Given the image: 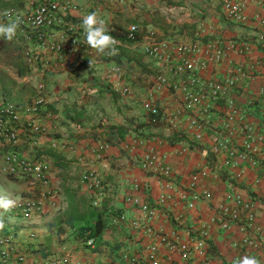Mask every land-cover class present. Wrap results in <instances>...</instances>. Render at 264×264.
<instances>
[{
  "label": "crops",
  "instance_id": "0c3cea01",
  "mask_svg": "<svg viewBox=\"0 0 264 264\" xmlns=\"http://www.w3.org/2000/svg\"><path fill=\"white\" fill-rule=\"evenodd\" d=\"M58 2L69 21L80 24L85 14L96 12L109 29L119 27L128 31L137 27L140 41L119 46L122 51L113 59L94 54L81 60L75 53L57 57L49 43L42 52L48 63L44 75L26 70L21 76L17 66L26 69L25 64L15 67L16 76L33 86V95L39 83H44L47 101L36 112L30 105L22 108L18 140L12 148L36 159L45 157L52 171L47 186L0 175V196H8L16 203L26 196L42 204L29 218L23 217L19 208L0 210V264H19L16 254L24 256V264H50L51 257L67 255L71 264H113L120 259L123 249L134 254L146 242L142 232L128 225L131 219L143 218V205L156 209L151 225L160 234L180 241L205 234V258L193 248L191 256L184 259L159 244L157 264H233L244 255L256 256L264 264V179L257 168L241 164L225 167L224 152H210L211 132L204 133L197 145L192 143L186 113L182 111L183 78L168 74L173 88L153 94L163 112L181 113L178 124L171 127L162 122L159 127H145L138 133L132 128L147 121L141 102L155 74L139 49L140 42L150 37L199 42L200 27H213L217 40L254 43L252 27H260L254 16L260 13L261 0H241L242 20L228 18L224 0ZM41 3L35 0L31 6ZM5 41L0 38V42ZM249 49L246 61L253 65L254 72L246 89L234 96L242 109L264 89V51L255 44ZM228 58L244 60L237 52H229ZM228 70L224 64L221 75ZM210 74V70L199 71L204 77ZM124 86L129 87L130 96L122 94ZM7 92L1 91V95L6 96ZM255 109V114L244 122L264 127V104L256 102ZM223 113L222 105L212 107L210 131L221 125ZM113 127L131 130L118 141L116 134L110 132ZM56 141L72 146L57 151L51 146ZM147 154H155L171 170L170 176L163 178L152 170L141 169L138 160ZM57 159L62 168L56 166ZM238 173L240 177L236 176ZM90 174L99 176V188L85 180ZM204 193L210 198L205 199ZM97 195L102 198L94 202ZM194 197L196 200L191 201ZM190 202L192 208L188 207ZM244 203H248L249 209L242 207ZM232 212L237 213V218L221 230V218ZM98 213L103 215L105 228L94 238L95 245L87 247L78 232L84 225H92ZM120 216L124 221H118ZM73 217L74 224L64 226ZM115 219L117 224L112 223Z\"/></svg>",
  "mask_w": 264,
  "mask_h": 264
},
{
  "label": "built area",
  "instance_id": "2783aa9c",
  "mask_svg": "<svg viewBox=\"0 0 264 264\" xmlns=\"http://www.w3.org/2000/svg\"><path fill=\"white\" fill-rule=\"evenodd\" d=\"M23 6L20 10H8L9 15H19L22 23L21 31L12 41L20 49L25 66L29 72L41 73L44 75L48 63L42 55L43 50L49 43H52V50L57 57L62 54L75 53L79 60L94 54L95 50L84 43L83 30L80 24L69 21L61 12L60 3L57 0H47L35 7ZM224 8L228 18L242 20L243 5L241 0H224ZM257 25L255 29L254 43L250 42H229L217 40L213 35V27H200L201 39L194 42H175L167 39L158 40L154 37L140 42V51L150 61L155 74L152 79V86L147 96L141 102V109L146 117L149 115L160 116L161 120L168 126L174 127L180 120L181 113L163 112L155 103L154 95L162 89L173 88L170 75H177L183 78L180 91L182 93V111L186 113V127L191 130L194 144L200 142L204 133L211 132L212 146L210 152L223 151L225 167L249 166L257 168L264 179V127L254 126L245 123L244 120L256 112L255 103L264 104V89H260L259 96L251 97L247 106L242 109L236 103L235 95L242 93L251 80L254 67L247 64L246 54L250 51L251 44L260 46L264 51V0H261L260 13L254 16ZM137 33V27L133 26L128 30L129 36ZM116 40L115 47L121 46ZM229 52H237L244 60H232L228 58ZM224 64L229 67L228 72L221 75L220 69ZM210 76L199 75V71L207 72ZM122 94L130 96V89L127 86L121 88ZM47 92L44 83L41 81L36 88L35 98L30 104L33 112L38 111L46 104ZM222 105L224 107L221 125L210 131L209 123L212 116V107ZM21 122V111L15 104L0 100V174L13 180H29L41 183L44 186L49 184V176L52 171L50 161L45 157L36 159L29 154H21L12 147L18 140V132ZM52 149L63 151L67 145L62 141L52 143ZM43 159V160H42ZM46 160V161H45ZM138 165L143 170H152L163 178L171 174V170L164 167L162 161L155 155H146L138 160ZM240 177V173L236 175ZM90 186L99 188L101 180L98 175H86ZM209 199L208 193L203 194ZM102 198L97 195L94 202ZM196 197L191 201H195ZM41 203L35 199L23 201L19 207L23 217L29 218L35 215L41 208ZM193 203L188 204L192 208ZM249 209L248 203L242 205ZM143 218L129 220L128 225L142 232L146 242L137 248L134 254L129 249L122 250L120 259L113 264H157L158 245H165L170 251L179 253L184 259L191 256L192 249H197L203 258L206 247L205 234L200 237L187 238L185 241L171 239L160 234L151 225L157 211L143 205L140 208ZM237 218V213L223 216L219 222L221 230L227 229L229 224ZM124 221L119 217L118 221ZM117 219L113 224L118 223ZM8 244V241L5 240ZM83 243L87 247L95 245V239L85 237ZM144 255H142V253ZM17 263H25L23 255L16 254ZM50 264H71L69 256L51 257ZM4 262V259H3Z\"/></svg>",
  "mask_w": 264,
  "mask_h": 264
},
{
  "label": "clouds",
  "instance_id": "9594fccd",
  "mask_svg": "<svg viewBox=\"0 0 264 264\" xmlns=\"http://www.w3.org/2000/svg\"><path fill=\"white\" fill-rule=\"evenodd\" d=\"M21 23L22 20L19 15H9L6 22H0V38L13 41L21 31ZM80 27L83 30L84 43L89 48L100 55L114 56L118 53V49L115 47V38L110 34L105 20L98 18L96 12L85 14L81 20ZM15 205L14 199L8 196H0V210L3 212L11 211ZM2 227L3 223L0 222V228ZM233 264H260V261L256 256L244 255L237 258Z\"/></svg>",
  "mask_w": 264,
  "mask_h": 264
},
{
  "label": "rangeland",
  "instance_id": "374dc122",
  "mask_svg": "<svg viewBox=\"0 0 264 264\" xmlns=\"http://www.w3.org/2000/svg\"><path fill=\"white\" fill-rule=\"evenodd\" d=\"M17 1H19L20 4H17ZM17 1L0 0V22L7 21V15L5 14L6 11L12 9L20 10L23 6L28 7L30 5L29 2L25 0ZM31 1L35 2V0ZM38 1L45 2L47 0ZM19 64L24 65L20 49H18L16 45L13 46L10 41L8 42L6 40L5 42H0V100L9 103H16L15 105L18 106L21 111L23 107H28V105L32 103V100L35 98V95H33L32 91H30V89H34L33 86L29 84L26 85V82L22 78L16 76L15 67ZM4 87L6 88V90L10 89V91L7 92L5 89H3ZM1 91L7 92L6 96L1 95ZM0 175L3 176L2 174ZM27 199L30 198H27L26 196H21L18 202L16 203L15 207H19V205L23 203V200L25 201Z\"/></svg>",
  "mask_w": 264,
  "mask_h": 264
},
{
  "label": "trees",
  "instance_id": "16d2710c",
  "mask_svg": "<svg viewBox=\"0 0 264 264\" xmlns=\"http://www.w3.org/2000/svg\"><path fill=\"white\" fill-rule=\"evenodd\" d=\"M13 1H17V0H13ZM17 4H20L19 1H17ZM21 6V5H20ZM110 34L115 38V40L121 42V44H135L138 43L140 41V36L136 33L131 34V36H129L128 31L126 29H122L119 27H116L114 29H109ZM118 49V53H121L122 48L121 47H116ZM114 56H108L107 59H113ZM17 70H18V74L19 75H24L26 73V70L28 71L27 67L26 69L24 68V66H17ZM29 72V71H28ZM162 120L160 118V116H153V115H149L147 117V121L143 122V123H137L135 125H133V132L134 133H138L142 130V128H150V127H159L162 125ZM131 129H127L125 127H113L110 128V132L115 133L116 134V138L118 141H122L125 137V135L127 134V132H129ZM141 136V135H139ZM56 166L58 168H62V165L59 164V159L56 160ZM103 215L101 213H98L96 216V220L94 221V223L92 225H84L81 230L78 232L80 234V239L83 240L85 237H90V238H96L98 237L104 230L105 228V224L103 223ZM74 217L72 219H70L69 222L64 223V226H72L74 223ZM62 227H59V232H62Z\"/></svg>",
  "mask_w": 264,
  "mask_h": 264
}]
</instances>
